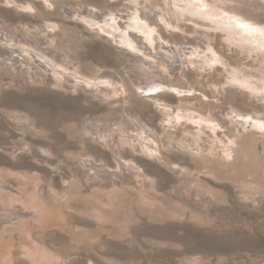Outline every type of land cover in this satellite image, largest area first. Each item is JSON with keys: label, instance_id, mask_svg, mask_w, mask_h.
<instances>
[{"label": "rangeland", "instance_id": "1", "mask_svg": "<svg viewBox=\"0 0 264 264\" xmlns=\"http://www.w3.org/2000/svg\"><path fill=\"white\" fill-rule=\"evenodd\" d=\"M197 3L0 0V264H264V38ZM137 16L158 92L102 29Z\"/></svg>", "mask_w": 264, "mask_h": 264}, {"label": "bare ground", "instance_id": "2", "mask_svg": "<svg viewBox=\"0 0 264 264\" xmlns=\"http://www.w3.org/2000/svg\"><path fill=\"white\" fill-rule=\"evenodd\" d=\"M194 1H197V0H194ZM198 1H199V3L194 5L193 6L194 10H191V11L197 12L200 16H205V20H202V18L197 19V20L203 21V23H205L206 26L207 25L208 26H216L217 25L219 27H222L224 31L230 32V34L235 39L241 38L243 35H245V36L251 38L250 40L254 41L255 43H259V40H257V39L264 38V24L259 19V17L264 18V10L263 9L258 8L257 6H254V5H250L247 2L240 0L237 3L240 5L241 10L240 11L237 10V12H234V10H233V13H235V14L233 16L232 15L230 16L228 13H231L232 10L231 11L228 10L229 12H227L226 10L218 7V4H219L218 1H220V3H226V0H217L216 1L217 3H213L212 0H198ZM227 1L229 3H232V0H227ZM136 2H137V0H136ZM188 2H190V4H192L191 1H188ZM175 5L178 9L181 10L180 13H175V11L170 12V11H165V10L163 11L162 10L163 14L165 15L164 18L170 23H172L173 15H179L180 14L181 17L186 18L185 14H183V12H182L185 5L184 6H183V4L181 5V2L178 4H175ZM247 6H252V7H249V9H248ZM185 8H188V7H185ZM190 8H192V7H190ZM201 8L204 9V11H200ZM225 14L226 15L228 14L229 17H233L234 19H236V21H237L236 23L239 25H243L245 30L242 32V30H237L235 28L233 29V27L231 28V26H230L231 23L226 24V22H225V24H224L223 22L228 21V19H229V17L226 18ZM218 18L221 21L217 20ZM258 19H259V21H258ZM135 20H136L135 24L130 26L131 28L127 31V33H125L126 35L123 33L118 34L115 25L112 23H108V25H109V27L114 29L113 30L114 32L113 31L110 32L109 31L110 28L105 29L103 26H102V29L105 33H107V36H108L107 38H109L111 40L114 39V41L117 40L116 42L118 44H120L122 47L128 48L130 51L132 50V51L136 52L138 55H140V57H141L140 58L141 70H140V73L138 75V79L136 81V83H138L139 89H141V90L146 89L148 92H150V91L151 92L152 91L158 92L160 89H162L164 87L162 80L165 79V76H167L166 75L167 73H165V72L170 68L175 69L177 67V65L175 64V61H173L172 65L168 64L169 62L167 61V59H164L162 55H160L158 57L159 59L158 58L156 59L154 57L155 54L150 55L151 47L148 43H147L148 45L146 44V42H145L146 39H144L143 37H145L146 34H148V35H150L151 40L153 41V39H154V38L152 39L153 30L151 29V31L148 32L147 30H149L150 27L146 24H143V22L141 21V19L138 16ZM206 20H208V21H206ZM137 24H139V26H137ZM115 37H118V38H115ZM261 46H264V45L261 43ZM197 49H198V47H197ZM191 54L193 55L194 64L201 69L208 66L209 65L208 62H210L211 64L215 63L214 62L215 59L209 58V56L206 55V53L203 55V54H200L199 51H196L193 49L191 51ZM167 56H168L169 60H173V58L171 56H169V55H167ZM147 57L151 58L150 60L160 61L159 64H161L162 67H165L164 68L165 72L162 70H159V69L157 70V68L155 66H153L152 63L148 62ZM181 62H182V60L180 61V63ZM135 63H136V60H135ZM48 65H50L55 71H56V69H55L56 67L62 68V67H58V66H56V64H52L50 62L48 63ZM169 66H171V67L168 68ZM111 77H112V75H111ZM156 78H159V80H156ZM237 79H238V77H237ZM149 80H151V84H148ZM101 82H102V84H104L106 86L111 85L110 78H105L104 80L101 79ZM255 83L260 84L259 82H256V81H255ZM157 96H153V98L157 99ZM201 122L199 121V124ZM205 125H207V124H205Z\"/></svg>", "mask_w": 264, "mask_h": 264}, {"label": "snow or ice", "instance_id": "3", "mask_svg": "<svg viewBox=\"0 0 264 264\" xmlns=\"http://www.w3.org/2000/svg\"><path fill=\"white\" fill-rule=\"evenodd\" d=\"M242 27H244L243 25H241Z\"/></svg>", "mask_w": 264, "mask_h": 264}]
</instances>
